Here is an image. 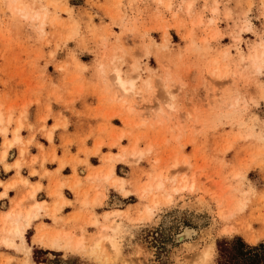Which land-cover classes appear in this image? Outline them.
<instances>
[{
	"label": "rangeland",
	"instance_id": "374dc122",
	"mask_svg": "<svg viewBox=\"0 0 264 264\" xmlns=\"http://www.w3.org/2000/svg\"><path fill=\"white\" fill-rule=\"evenodd\" d=\"M263 49L264 0H0V116L8 127L0 150L19 124L22 136L0 163L28 149L20 173L4 165L19 178L8 185L33 187L23 174L39 159L33 148L42 166L47 160L42 133L55 172L66 162L72 170L71 179L51 180L54 193L67 202L68 186L88 208L75 215L78 233L55 228L64 204L45 213L54 225L39 224L34 240L60 251L32 254L25 238L28 253L16 237L7 246L18 251L0 253V264H205L207 248L206 264H217L222 240L264 242V62L253 60ZM117 73L133 82L129 92ZM63 132L70 135L61 140ZM109 168L123 187L104 180ZM160 174L169 177L163 188ZM98 205L132 207L101 220ZM114 222L116 245L104 239L92 250ZM79 235L84 249L65 245Z\"/></svg>",
	"mask_w": 264,
	"mask_h": 264
},
{
	"label": "crops",
	"instance_id": "0c3cea01",
	"mask_svg": "<svg viewBox=\"0 0 264 264\" xmlns=\"http://www.w3.org/2000/svg\"><path fill=\"white\" fill-rule=\"evenodd\" d=\"M54 123L55 122L53 119L52 123H49V122L47 123V127L49 128V126H52ZM58 128H60V127L58 126L54 131V137H53L54 140H57L56 139V137H57V131L56 130ZM22 134H23V131H22ZM40 134L45 138L44 139L43 137H38L39 141L44 146L43 152L46 155L47 160L45 161L44 165L42 166L41 160H40V158L43 156L42 151L38 147L33 148L32 149L33 152L31 154L36 155L39 159L32 164H29V165L25 164L28 174L26 175V174L22 173L23 175L30 177V181L34 183L32 188H30L29 186H25V185H17L16 187L9 186L8 184L12 185L14 183V181H19V178L16 176L15 169L11 168L9 170H6L4 165L2 163H0V212H4L5 216H6L8 213H16V212L18 213L21 210L22 214H23L22 217H24L26 212L29 210H33V208L32 209L28 208L29 210L26 209L27 211H24V210H22V204L25 207L29 206L30 204H32L33 206L35 205L34 210H36L39 206L42 207L41 208L42 210L40 209L41 217L37 218L33 222L32 226L26 231V234H25V238H26L27 243L29 245L31 244V246H32V248H31L32 254L36 248L41 249L43 251H56V250L60 251L61 250V249H54V248L46 247L42 243L34 240V238L37 235V226L39 224L45 223L48 225H54V223H53L54 221L52 220V218L49 215L45 214L47 211L49 213H54L55 210L59 211L60 206L62 204H64V206L62 207V209L59 213V215L61 217L59 215H57V216H59V220L61 218H62V220L61 221L57 220L58 222L55 221V222H57L55 225V228H57L59 226H63L66 231H68V232L76 231V233H78V230H79V227L81 226L82 221L78 220V218H76L75 215H78L79 213L86 215L88 212V208L83 203H81V201L79 199H77V196L75 195V193L72 192V190L68 186H64V188H63V193L66 197L67 202H64L63 199L57 197L56 193H54L55 185L53 182H51V180L54 178L63 179V180L71 179L72 170L69 169V171H66L67 168H70V166L66 162L65 166L61 169V171L59 173L55 172L57 170V168L59 167V162H58V160H55V161L50 160L51 153H52V150L54 148L52 147V144L50 143V141L42 133H40ZM28 135L29 134H27V135L23 134V136L25 138H27L26 136H28ZM68 135H70V134H68L67 132H63L61 134V140L63 137H67ZM61 143H62V141H61ZM0 147H1V143H0ZM62 149H63V147H62ZM60 151H61L60 149H57V156L59 158H61L63 155V151H62V153H60ZM103 152H105V151H103ZM16 156H17V151H15V155L12 159L7 158V162L12 163ZM25 165L23 167H25ZM93 165H99V164H93ZM21 168H22V165H21L19 171L16 168L18 173L21 172ZM32 169H35L32 171V173H35L36 170L38 172L35 174H31L30 171ZM45 170H48L50 173L47 176L41 178V173L45 172ZM84 174L85 175L82 177L86 176V173H84ZM120 176H123V175H120ZM123 177L127 178L126 176H123ZM25 180H26V183L29 182V178H25L24 182H25ZM41 185H42V188L39 189L38 187ZM89 186H90L89 183L83 184L84 188H88ZM108 187H109V190L110 189L115 190L112 186H108ZM34 189L35 190L39 189L37 191L36 197L34 199L28 197L25 199V201L22 204L18 202L23 197H26L27 192L32 193V191ZM68 201H70V202H68ZM130 206L131 205L125 206L124 208H122V207H111L109 209H106L103 207V205H98L97 207L94 208V210L99 214L100 219L102 220L103 219L102 215L106 211H111L112 209H120V210L124 211L123 213H125ZM99 208H102L101 211H98ZM13 215H15V214H13ZM11 220H12V218H10L8 220V222L10 223ZM86 229H87L88 233H91L93 230H95V227L88 225V226H86ZM49 240H50V242H52L53 236ZM72 240L74 242L75 239L73 238ZM12 249L18 251L17 249L12 248V247H8L7 245H4V244L0 245V253H3V252L11 253ZM3 256H5V255L3 254Z\"/></svg>",
	"mask_w": 264,
	"mask_h": 264
},
{
	"label": "bare ground",
	"instance_id": "6f19581e",
	"mask_svg": "<svg viewBox=\"0 0 264 264\" xmlns=\"http://www.w3.org/2000/svg\"><path fill=\"white\" fill-rule=\"evenodd\" d=\"M261 52V51H260ZM256 53V52H255ZM257 54V53H256ZM253 60L255 62H264V49L262 50V52L260 54H257L256 56H253ZM117 80H118V83L120 84V87H124L126 89L129 88L128 92L131 90L130 87H127V83H130L132 81H127L125 80L124 78L121 77V75L119 73H117ZM133 83V82H132ZM131 83V84H132ZM134 87V86H133ZM125 89V90H126ZM3 116L1 115L0 116V134H3V135H7V132H8V127L6 126H3ZM8 121H10V118H8ZM20 129H21V124H19L18 127H16L13 131V135H12V138L11 139H8L6 138L3 142L4 144V148L0 150V162L1 161H5L6 160V157L8 155V148H11L13 145L15 144H20L22 142V136L20 135ZM47 137L51 140L52 139V132H48L47 134ZM4 138V137H3ZM28 145V144H27ZM27 147V146H26ZM2 148V147H1ZM135 147H133V154L135 153ZM26 152H28V149L27 148H23L20 150L19 152V156L15 159V162L13 165H10L8 163L4 164L6 168H10L11 166H14L18 169H20L21 165H22V162H23V156L26 154ZM142 153V152H141ZM140 153V154H141ZM139 154V155H140ZM37 158H33V161H36ZM32 161V162H33ZM107 171V170H106ZM169 172V171H168ZM93 173V172H92ZM97 173V172H96ZM102 173V172H101ZM161 173V172H160ZM17 174V173H16ZM98 174V173H97ZM100 174V173H99ZM91 175V174H90ZM93 175V174H92ZM91 175V176H92ZM95 175V174H94ZM103 175V174H102ZM101 176V174H100ZM97 178V177H96ZM169 178V177H167ZM166 176L164 177L163 174H160L158 176V179L159 181L156 184V187L157 188H163L165 187V182H166ZM100 179V178H99ZM104 180H111L113 181L114 183H117V184H120L121 187H123V180L119 177H116L115 176V170L113 168H109L108 171L104 174ZM26 182V180H25ZM151 186V185H150ZM150 186L148 185L147 187L150 188ZM193 186V185H192ZM120 187V188H121ZM186 187V185H185ZM40 188V186L38 187ZM156 189V188H155ZM144 190V189H143ZM147 190H145L146 192ZM150 191H151V188H150ZM144 192V193H145ZM98 193V192H97ZM149 193V192H148ZM151 193V192H150ZM146 194V193H145ZM60 195H62L60 193ZM85 195V194H84ZM143 195V194H142ZM141 195V196H142ZM150 195V194H149ZM152 195V194H151ZM98 197V196H97ZM157 198V197H156ZM94 201H95V198H93ZM98 199V198H96ZM168 200V199H167ZM171 200V199H170ZM85 201V200H84ZM154 202V201H153ZM158 202V201H157ZM170 202V201H169ZM44 203V202H43ZM155 203V202H154ZM41 205V204H40ZM38 206V205H37ZM147 207V206H146ZM154 207V205H153ZM42 207L39 206L36 210H29L26 212V214L24 215V217H22V211L20 210L18 213H8L6 216L2 217L0 219V243H5L6 245H10L12 247H14L16 245V237H19L21 238L20 240H22L23 242V246L24 248L27 250V252L29 253L30 252V249L26 246V241H25V232L26 230L30 227L31 225V222L34 218H36L37 216H39V211ZM42 210V209H41ZM55 210V209H54ZM56 211V210H55ZM58 211V210H57ZM151 212V209L149 208L148 209V213ZM15 214V215H13ZM151 214V213H150ZM149 214V215H150ZM152 215V214H151ZM107 214H106V218H107ZM12 218L11 222L9 223L8 220ZM110 218V217H109ZM21 219V221H20ZM108 219V218H107ZM97 222V219L96 221ZM115 223V222H114ZM117 227L118 225L115 223L114 225H103V227L100 229L99 233L97 236H94L96 237L94 239V242L92 243V250L95 249L96 247H99L101 242L104 240V239H109L110 242L112 243V246H115L116 245V239L114 238V233L116 232L117 230ZM121 228V227H120ZM111 229V230H110ZM119 229V227H118ZM64 232V231H63ZM65 233V232H64ZM117 233H119L117 231ZM68 234V233H67ZM184 236L189 234V230H186L185 233H183ZM70 238V237H69ZM73 237L70 238V240H68L67 244H65L66 246H74V248H77V249H84L85 247V241H84V238L79 235V237H74V242H73ZM120 239V238H118ZM52 241V240H51ZM120 242V241H119ZM61 243V236L58 234H55V236H53V241H52V245H59ZM118 243V242H117ZM103 244V243H102ZM101 244V245H102ZM22 246V247H23ZM91 246V244L89 245ZM119 246V244H118ZM211 247V246H210ZM101 248V247H100ZM91 250V249H90ZM98 250V249H97ZM96 250V251H97ZM119 250V249H118ZM114 253V252H113ZM119 253V252H118ZM115 255V254H114ZM118 255V254H117ZM211 256H212V250L210 248H207L204 253H203V258H204V262L206 264V262H209V260L211 259ZM203 263V261H202ZM201 263V264H202Z\"/></svg>",
	"mask_w": 264,
	"mask_h": 264
},
{
	"label": "trees",
	"instance_id": "16d2710c",
	"mask_svg": "<svg viewBox=\"0 0 264 264\" xmlns=\"http://www.w3.org/2000/svg\"><path fill=\"white\" fill-rule=\"evenodd\" d=\"M245 242L238 237L218 242L217 264H264V242L256 245Z\"/></svg>",
	"mask_w": 264,
	"mask_h": 264
}]
</instances>
